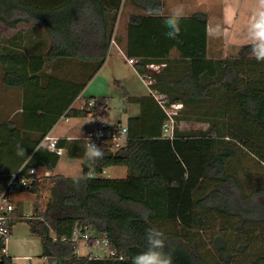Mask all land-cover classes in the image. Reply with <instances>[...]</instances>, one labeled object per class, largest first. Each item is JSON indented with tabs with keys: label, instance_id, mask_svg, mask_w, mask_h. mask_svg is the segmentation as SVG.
Segmentation results:
<instances>
[{
	"label": "trees",
	"instance_id": "trees-1",
	"mask_svg": "<svg viewBox=\"0 0 264 264\" xmlns=\"http://www.w3.org/2000/svg\"><path fill=\"white\" fill-rule=\"evenodd\" d=\"M127 2L135 11L126 55L138 59L139 72H151L153 89L184 106L170 137L163 131L167 114L153 95L137 97L142 112L129 118L126 143L103 149L95 164L86 162L83 138H59L58 147L83 159L89 179L77 186L75 176L51 173L60 154L42 141L61 117L94 115L103 103L99 97L73 105L107 60ZM148 4L164 1L0 0L2 24L31 28L28 37L0 31L2 82L22 96L13 115L3 117L0 109V194L20 168L50 172L25 188L36 194L35 206L24 215L16 205L11 230L28 222L43 256L62 264H132L152 227L165 232L173 264H264V62L247 44L237 55L210 57L205 12L185 15L178 38L168 39L162 19L146 14ZM182 122L208 126L186 130ZM111 166L127 167V176L103 175ZM76 225L105 235L115 255L77 254ZM198 233L207 236L215 260L201 254ZM4 248L0 239V264H14Z\"/></svg>",
	"mask_w": 264,
	"mask_h": 264
},
{
	"label": "rangeland",
	"instance_id": "rangeland-1",
	"mask_svg": "<svg viewBox=\"0 0 264 264\" xmlns=\"http://www.w3.org/2000/svg\"><path fill=\"white\" fill-rule=\"evenodd\" d=\"M224 0H212L214 6L221 5ZM135 9L132 7H125L122 9L119 15V24L117 26V35L119 33H124V23L127 20L129 14L134 12ZM239 48L235 49L232 54L237 55ZM109 61L107 65L103 68L102 73L94 80L90 87V91L95 92H105L107 90V104L106 109L100 107L97 108L101 113L93 116H84L82 118L83 122L79 124L78 130L80 132H86L90 129L97 119H104L108 123H115L121 120L123 123L126 122L127 113L125 112L127 105V90H137V92L148 93V87L135 73L134 66L130 64L125 57H123L117 50H113L109 54ZM117 73L121 77V83L114 80L113 76ZM105 90V91H104ZM88 95V93H85ZM85 95V96H86ZM98 95V94H96ZM89 97V96H87ZM86 98V97H85ZM96 98H99L96 97ZM84 101V100H81ZM81 101L78 103L80 104ZM79 121L77 117H69V120L61 119L54 128V134H67L73 131L74 124ZM207 123L201 122H182L180 127L182 129H197L206 128ZM128 168L120 167L118 168L119 175L125 176ZM55 172L62 173L66 176H80L83 173V163L82 159L79 157H70L65 151L60 154V159L55 167ZM47 175L42 169L38 171V177L44 178ZM105 176H114L113 171H108ZM13 202L19 207V212L24 215H31L35 206L37 196L35 193L23 189L11 192ZM49 193L47 191L42 195V202L45 204L48 199ZM91 233L93 229L90 227ZM99 237L103 234L99 233ZM195 239L199 242V249L203 257L209 261L216 259L215 252L211 244L207 241V236L204 233H198L195 235ZM79 251L77 254L86 255L87 250L83 245L77 246ZM102 252V251H101ZM7 253L12 257L14 264H62L57 261H50L47 257L43 256V248L41 240L39 237L33 235L30 232L29 224L26 221L18 222L14 225L12 229V234L7 241Z\"/></svg>",
	"mask_w": 264,
	"mask_h": 264
},
{
	"label": "crops",
	"instance_id": "crops-1",
	"mask_svg": "<svg viewBox=\"0 0 264 264\" xmlns=\"http://www.w3.org/2000/svg\"><path fill=\"white\" fill-rule=\"evenodd\" d=\"M163 1H164V6L175 5V4H180V3L184 4L186 15L192 14L194 12H205L208 15V36H209L208 48H209L210 57L233 56L234 54H232V52H235V49L246 44L245 36L247 32V26L252 16L253 8L256 3V0H224L221 5H217V6L213 5L212 0H163ZM129 6L134 8L129 2H127L125 7H129ZM128 19H129V16L124 23V33L123 34L119 33V35H117V26L119 24V21H117L116 27H115V33H114L115 34L114 36L116 38L112 39L109 54L112 53L113 50H117V52L120 53L123 57H125V59L129 62V57L126 55V52H125V47H126V42H127ZM0 31L2 32L3 35L7 37L14 36L17 33H21V35L23 33L24 35H26V37H28L31 34L30 25L27 23H20L17 26V28H11L0 22ZM177 56H178L177 52L174 51L172 53V57L176 58ZM108 58H109V55L104 65L95 74V76L90 80V82L87 84L85 89L80 94V97L76 99V101L73 104L75 107H80L85 103L87 99H94L98 96L104 98L103 103L99 107L102 109H106L108 107V104L106 101V98L108 97L107 90L106 91L104 90L105 92H98V93L95 91H90V87L92 83L102 73L103 68L107 65L109 61ZM132 65L134 66L136 75L141 80H143L142 77L140 76L139 71L136 68V64H132ZM159 68L156 67L155 70ZM113 78L118 83L122 82L121 77L117 73V71H116L115 76H113ZM146 86L148 87V93L137 92V90H133V89L127 90L128 91L127 92L128 93L127 105H126V109L124 112V113H127L126 122L123 123L121 120H118L115 123H110L111 125H118V124L127 125L130 117H135L141 114L142 106L136 100V98L151 94L149 86L147 84ZM85 93H88V95H86ZM21 99H22V96L20 94V89L8 88L3 84L2 70L0 68V101H1L0 109L3 114V117H7L9 115L11 116L17 110H19V109L14 110V107L17 108L19 106ZM81 100H84V101H81ZM80 101L81 103L78 104ZM98 113H101V110L98 111L96 109L95 114L93 116L97 115ZM91 115L92 114L87 115V116H91ZM83 117L84 116L77 117L79 121H76V123L74 124L73 131L67 134H64V135L54 134V128H55L54 126L49 134L57 138H66L68 141H74L76 139L83 138L85 132L83 133L78 130L79 124L83 122L82 120ZM61 119H64V118L61 117L60 120ZM96 119H97V116L95 117L94 120ZM95 124H96V121L92 127H94ZM63 151H65L68 154L67 148H64ZM82 163H83V159H82ZM120 167L122 166L108 167L104 170L103 175L106 174L108 171H113L114 176L112 177H120V178L126 177L128 174V170L125 176L119 175L118 168ZM37 169L38 171L39 169L40 170L42 169L43 171H45L47 175L50 174V172L46 171L44 168H37ZM54 170L55 168L53 169L51 173H57Z\"/></svg>",
	"mask_w": 264,
	"mask_h": 264
},
{
	"label": "built area",
	"instance_id": "built-area-1",
	"mask_svg": "<svg viewBox=\"0 0 264 264\" xmlns=\"http://www.w3.org/2000/svg\"><path fill=\"white\" fill-rule=\"evenodd\" d=\"M137 58H129V62L136 64ZM160 67L157 64H149V69H155ZM144 82L149 86L150 92L157 100L159 105L167 114V120L163 124L164 135L173 137L174 129L176 125V116L179 115V111L183 108L182 102H171L165 93L157 92L152 88L154 79L151 76L150 71L139 72ZM94 101H89V105H93ZM68 120V116H63ZM128 126L127 125H111L104 119H96L94 127L88 129L84 137H90L98 146L102 149H118L122 147L128 139ZM59 138L47 134L42 141V144L48 149L61 154L63 148L58 147ZM38 177V169L36 167H30L26 171H22V168L13 172L3 192L0 194V239L5 242L4 251L7 253V241L11 236V217L12 212L16 208V204L13 202L11 192L18 191L27 188ZM71 240L76 245V251H79L80 244L87 250V254H91L95 257L114 256L115 251L110 247L109 239L103 235L102 237L95 236L91 233L90 227L87 225H76L72 231ZM102 251V252H101Z\"/></svg>",
	"mask_w": 264,
	"mask_h": 264
},
{
	"label": "clouds",
	"instance_id": "clouds-1",
	"mask_svg": "<svg viewBox=\"0 0 264 264\" xmlns=\"http://www.w3.org/2000/svg\"><path fill=\"white\" fill-rule=\"evenodd\" d=\"M146 14L161 18L167 29L165 35L168 39L178 38L181 27L180 22L186 15L184 4L175 5H152L148 4ZM245 43L250 47L252 56L258 62H264V0H256L252 16L248 22ZM85 138V159L87 163L95 164L105 155L101 146H98L90 137ZM19 154L23 155L25 150L18 146ZM87 175L73 177L74 184L79 186L80 182L87 181ZM146 248L132 257V264H173L171 250L167 249V237L159 228H149L146 231Z\"/></svg>",
	"mask_w": 264,
	"mask_h": 264
}]
</instances>
